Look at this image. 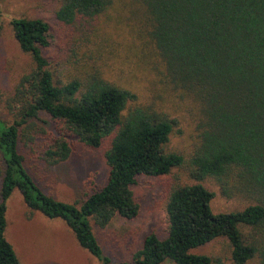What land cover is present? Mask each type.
Segmentation results:
<instances>
[{"label": "trees", "instance_id": "16d2710c", "mask_svg": "<svg viewBox=\"0 0 264 264\" xmlns=\"http://www.w3.org/2000/svg\"><path fill=\"white\" fill-rule=\"evenodd\" d=\"M111 12L132 24L130 53L152 84L189 101L198 138L190 158L168 149L177 120L155 102L140 104L136 92L108 80L103 65L89 56L102 60L108 53L102 37L94 39L102 16ZM56 18L78 49H94L83 56L89 61L72 65L76 74L63 78L44 56L53 40L49 22L12 21L33 68L8 100L13 122L0 135V264H22L7 238L8 202L15 192L31 214L63 220L82 249L101 264H113L95 226L104 229L115 217L135 219L140 205L132 188L138 178L164 177L176 168L199 182L215 181L229 200L251 204L214 213L215 193L202 184L170 186L167 237L150 234L125 264H264V0H62ZM108 55H119L118 48ZM42 115L52 130L41 124ZM107 138L106 184L81 203L54 198L26 166L23 148L39 141L41 160L56 166L71 157V140L99 149ZM219 241L223 256L193 253Z\"/></svg>", "mask_w": 264, "mask_h": 264}, {"label": "rangeland", "instance_id": "374dc122", "mask_svg": "<svg viewBox=\"0 0 264 264\" xmlns=\"http://www.w3.org/2000/svg\"><path fill=\"white\" fill-rule=\"evenodd\" d=\"M61 3L62 0H0V135L13 122V116L7 109L8 100L14 96L15 86L21 77L33 68L32 58L21 51L15 40L12 27L14 19L40 18L49 22L53 40L52 46L44 51V56L51 60L52 69L58 70L61 77L76 74L72 65L89 61V58L84 60L83 56L94 49V46L78 49L75 39L64 34L56 18ZM101 24L99 37H95L94 41H101L102 37V41L108 46V53L102 60L94 53H89V56L103 65L104 75L108 80L136 92L140 104L155 102L157 109L177 120L168 149L182 154L186 159L190 158L198 138L195 118L189 112V101L180 99L178 93L166 90L161 84H152L151 76L147 75L137 63V58L130 53L134 40L130 22L119 19L116 13L111 12L107 18L102 16ZM114 47L118 48L119 55H108ZM60 60L64 64L59 66L57 62ZM83 71L84 69L80 72ZM41 120L42 125L53 129L45 115L41 116ZM71 142V157L56 166H49L41 160L43 140L32 148H23V152L27 157V168L47 193L62 202L81 203L106 184L109 168L105 153L110 147L111 138L105 139L99 149H91L76 139ZM180 183H200L213 191L215 198L211 207L214 213L238 212L251 204L248 201L229 200L221 195L220 187L215 181L206 179L199 182L192 179L187 170L179 168L173 169L164 177H139L132 188L135 200L140 205L139 215L132 220L115 217L104 229L95 226L104 255L113 264L130 263L150 234H155L160 239L167 237V193L170 186ZM7 220V238L15 247L22 264H101L79 246L66 222L48 219L41 213L31 214L19 192H15L8 202ZM225 250L224 242L219 241L198 248L193 253L223 256L227 252ZM224 262L223 264H232L226 259ZM164 264L175 263L168 261Z\"/></svg>", "mask_w": 264, "mask_h": 264}]
</instances>
